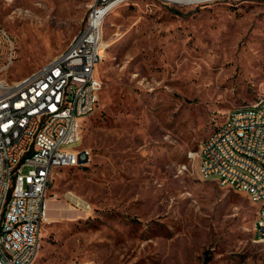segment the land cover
<instances>
[{"label":"rangeland","instance_id":"rangeland-1","mask_svg":"<svg viewBox=\"0 0 264 264\" xmlns=\"http://www.w3.org/2000/svg\"><path fill=\"white\" fill-rule=\"evenodd\" d=\"M92 4L0 0L14 44L12 57L0 33V76L65 50ZM103 43L99 103L81 125L90 157L55 170L36 264H264L247 195L179 170L230 110L264 97V0H129Z\"/></svg>","mask_w":264,"mask_h":264},{"label":"built area","instance_id":"built-area-1","mask_svg":"<svg viewBox=\"0 0 264 264\" xmlns=\"http://www.w3.org/2000/svg\"><path fill=\"white\" fill-rule=\"evenodd\" d=\"M128 1L93 0L84 28L65 50L25 76H0V264H36L55 170L90 157L80 148L81 125L102 90L96 67L105 52L103 23ZM0 33L13 57V40L1 27ZM179 170L245 193L256 207L255 236L264 239V97L230 110Z\"/></svg>","mask_w":264,"mask_h":264},{"label":"crops","instance_id":"crops-1","mask_svg":"<svg viewBox=\"0 0 264 264\" xmlns=\"http://www.w3.org/2000/svg\"><path fill=\"white\" fill-rule=\"evenodd\" d=\"M74 199V198H73ZM75 200V199H74ZM76 201V200H75ZM50 200H48L47 201V203H48V207H47V210H46V207H45V215H46V212L48 213V215H46V219L49 221V222H51L52 221V218H51V214H52V211H53V208H52V206L50 205ZM76 202H78V201H76ZM78 204H79V202H78ZM62 210V206H57V211L58 210ZM39 255H40V253H38V256H37V259L39 258Z\"/></svg>","mask_w":264,"mask_h":264},{"label":"bare ground","instance_id":"bare-ground-1","mask_svg":"<svg viewBox=\"0 0 264 264\" xmlns=\"http://www.w3.org/2000/svg\"><path fill=\"white\" fill-rule=\"evenodd\" d=\"M181 1H182V2H187V1H189V0H181ZM73 198H74L76 201H78L79 204H80L81 206H83V207H85V208H88V207H89L83 199H81V198H77V197H75V196H73ZM76 201H75V202H76Z\"/></svg>","mask_w":264,"mask_h":264}]
</instances>
